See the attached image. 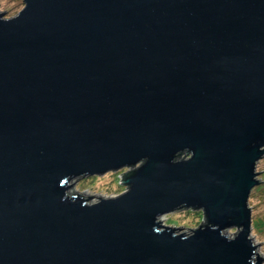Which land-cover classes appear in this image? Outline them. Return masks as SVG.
<instances>
[{"label": "water", "instance_id": "1", "mask_svg": "<svg viewBox=\"0 0 264 264\" xmlns=\"http://www.w3.org/2000/svg\"><path fill=\"white\" fill-rule=\"evenodd\" d=\"M263 157L264 0L0 11V264H261ZM135 167L118 196L69 193ZM182 209L204 222L163 224Z\"/></svg>", "mask_w": 264, "mask_h": 264}, {"label": "rangeland", "instance_id": "2", "mask_svg": "<svg viewBox=\"0 0 264 264\" xmlns=\"http://www.w3.org/2000/svg\"><path fill=\"white\" fill-rule=\"evenodd\" d=\"M23 7L24 0H0V11L5 13L7 18L15 16ZM129 170L131 168H123L103 175L75 178L70 182L72 185L69 193H80L86 197H93L91 202L98 201L100 198L118 196L126 191V187H123L119 182L120 174ZM256 171L259 172L257 178L263 182L252 189L249 206L252 210V237L254 243L258 244L257 253L264 258V157L258 162ZM201 214H203L201 210L182 209L162 216V222L169 227L190 231L204 222ZM229 233L234 235L236 229L229 230ZM261 264H264V259Z\"/></svg>", "mask_w": 264, "mask_h": 264}, {"label": "trees", "instance_id": "3", "mask_svg": "<svg viewBox=\"0 0 264 264\" xmlns=\"http://www.w3.org/2000/svg\"><path fill=\"white\" fill-rule=\"evenodd\" d=\"M186 155H187V152L185 151V152L179 154L178 157H177V159H182V158L186 157ZM136 168H137V167H135V168H131V170H129V171H127V172H128V173H131V172L134 171ZM123 179H124V178H123ZM123 179H122V180H123ZM120 184L122 185L121 181H120ZM121 185H120V186H121ZM122 186H123V187H126V186H124V185H122ZM126 189H127V187H126ZM201 217L204 218V214H201Z\"/></svg>", "mask_w": 264, "mask_h": 264}]
</instances>
